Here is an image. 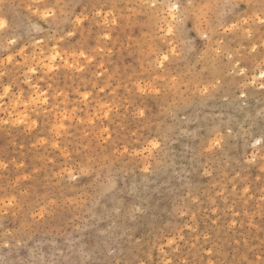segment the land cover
<instances>
[{"label": "rangeland", "instance_id": "rangeland-1", "mask_svg": "<svg viewBox=\"0 0 264 264\" xmlns=\"http://www.w3.org/2000/svg\"><path fill=\"white\" fill-rule=\"evenodd\" d=\"M261 19L0 0V264H264Z\"/></svg>", "mask_w": 264, "mask_h": 264}, {"label": "snow or ice", "instance_id": "snow-or-ice-1", "mask_svg": "<svg viewBox=\"0 0 264 264\" xmlns=\"http://www.w3.org/2000/svg\"><path fill=\"white\" fill-rule=\"evenodd\" d=\"M191 6H192L191 3L189 2L188 7H191ZM180 7H181V5H180L179 3H172V4L169 5L170 11H173V12L178 11V10L180 9ZM49 15H53V13L50 12V11L44 13V17H45V18L48 17ZM172 19H173V20H177V16L173 15V16H172ZM184 19H186V17L181 18V19L179 20V23H180V25H182V26H183V24H184ZM258 19H259V17H258ZM77 22L79 23V20H78ZM245 23H247V21H245ZM260 23H261V24H264V19H261V20H260ZM5 27H6V21H4V20H0V29H3V28H5ZM231 27L234 28V27H235V24H232ZM37 30H39V29H37ZM172 30H173V29H172L171 27H169L168 32L171 33ZM184 30L187 31L186 28H185ZM226 30H227V29H226ZM68 35H69V36H73L74 33L71 32V31H69V32H68ZM201 35H204V34L201 33ZM204 38L207 39V36H204ZM15 43H16L15 40H10V41H9V44H15ZM21 51H22V50H21ZM53 59H55V57H53ZM167 59H168V57L165 56V57H164V60H167ZM11 60H12V57L9 55V56H8V61L11 62ZM31 71L34 72L35 69H34V68L31 69ZM261 76H264V72L261 73ZM262 87H264V85H262ZM8 91H9V89H7V88L4 89V93H5V94H7ZM204 91L207 92L208 89L205 88ZM257 143H260V141H257ZM73 179H75V177H73Z\"/></svg>", "mask_w": 264, "mask_h": 264}]
</instances>
